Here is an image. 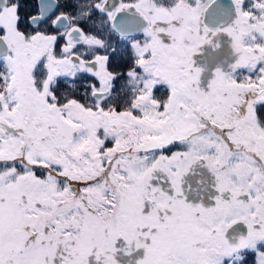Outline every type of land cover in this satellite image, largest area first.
I'll return each instance as SVG.
<instances>
[{
    "label": "snow or ice",
    "instance_id": "snow-or-ice-1",
    "mask_svg": "<svg viewBox=\"0 0 264 264\" xmlns=\"http://www.w3.org/2000/svg\"><path fill=\"white\" fill-rule=\"evenodd\" d=\"M0 264H264V0H0Z\"/></svg>",
    "mask_w": 264,
    "mask_h": 264
}]
</instances>
